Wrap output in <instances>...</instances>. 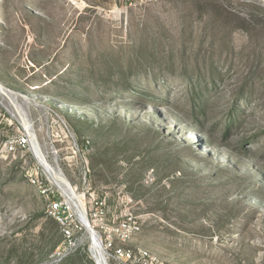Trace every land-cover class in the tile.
<instances>
[{
  "label": "rangeland",
  "instance_id": "374dc122",
  "mask_svg": "<svg viewBox=\"0 0 264 264\" xmlns=\"http://www.w3.org/2000/svg\"><path fill=\"white\" fill-rule=\"evenodd\" d=\"M0 83V264H95L53 261L42 155L102 247L264 264V0H0Z\"/></svg>",
  "mask_w": 264,
  "mask_h": 264
},
{
  "label": "built area",
  "instance_id": "2783aa9c",
  "mask_svg": "<svg viewBox=\"0 0 264 264\" xmlns=\"http://www.w3.org/2000/svg\"><path fill=\"white\" fill-rule=\"evenodd\" d=\"M29 145V136L27 134H21L15 137L12 136L5 140L3 148L6 151L13 152L16 148ZM35 162L37 163L36 165H41L37 158H35ZM48 176L51 177L50 174ZM51 180L53 181L50 182L47 180L48 183L51 184L50 189H48L42 180H38V177H29L30 183L34 186L36 185L40 195H44L48 201V208L46 211L47 214L54 218L60 225L62 241L60 242L53 259V261L58 262L67 254L75 251L78 247H83L86 244L84 240L78 242L74 235L79 234L83 229L89 230L90 228L86 214L83 211H79L77 204L78 195L75 193V190L71 187H62V185L56 182L52 177ZM96 203L102 206L104 205V202L102 201H96ZM98 208L101 207L98 206ZM69 209L73 210L72 216H69L70 219L65 216V213ZM98 214H102L101 209L98 211ZM94 215H97V213H94ZM82 217H84V219ZM113 230L120 234L124 239V237L131 232H136L138 227L135 224L123 221L113 227ZM98 240L102 245V241L99 238ZM90 247L91 243L88 245L89 251H91ZM102 248L104 255L103 264H158L157 257L146 248L138 247L133 249L123 245H115V243L111 240H108ZM92 258L95 264H99L94 257Z\"/></svg>",
  "mask_w": 264,
  "mask_h": 264
},
{
  "label": "bare ground",
  "instance_id": "6f19581e",
  "mask_svg": "<svg viewBox=\"0 0 264 264\" xmlns=\"http://www.w3.org/2000/svg\"><path fill=\"white\" fill-rule=\"evenodd\" d=\"M0 92L2 94H4V95L8 93V92H6V89L1 85V83H0ZM35 149H37V148H35ZM35 152H37V155L40 154L37 150ZM35 156H36V154H35ZM36 158L39 160V162L41 163V165L43 166V168L47 172V174L48 175L50 174L51 177L56 182H58L60 185H62V187H65V186L67 188L71 187L70 183L66 182V180L64 179V177L53 169V167L45 160V158L43 157V155L40 156V158L36 156ZM82 218L84 219V217H82ZM85 221H86V219H85ZM85 221H84V223H85ZM86 223H87V221H86ZM89 232L91 234V247H90L91 248V255H92V257H94L97 260V262L99 264H103V257H104V255H103L102 245L99 242L98 237L93 233L94 231L92 232V230L89 229Z\"/></svg>",
  "mask_w": 264,
  "mask_h": 264
},
{
  "label": "trees",
  "instance_id": "16d2710c",
  "mask_svg": "<svg viewBox=\"0 0 264 264\" xmlns=\"http://www.w3.org/2000/svg\"><path fill=\"white\" fill-rule=\"evenodd\" d=\"M117 98H119V97H117ZM51 217V216H50ZM52 218V217H51ZM54 219V218H53ZM55 220V219H54ZM55 223L56 224H58L59 225V223L55 220ZM60 226V225H59ZM60 228V227H59ZM60 232H61V230H60ZM61 236H62V233H61ZM62 241V240H61Z\"/></svg>",
  "mask_w": 264,
  "mask_h": 264
}]
</instances>
